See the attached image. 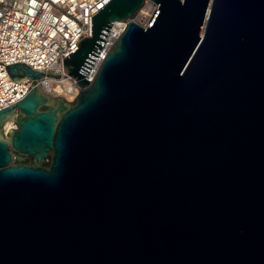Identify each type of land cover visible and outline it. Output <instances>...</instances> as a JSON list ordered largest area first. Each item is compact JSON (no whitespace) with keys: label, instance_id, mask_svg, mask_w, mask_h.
<instances>
[{"label":"water","instance_id":"95a60500","mask_svg":"<svg viewBox=\"0 0 264 264\" xmlns=\"http://www.w3.org/2000/svg\"><path fill=\"white\" fill-rule=\"evenodd\" d=\"M77 46L75 101L0 111V264H264V0H112Z\"/></svg>","mask_w":264,"mask_h":264},{"label":"built area","instance_id":"2783aa9c","mask_svg":"<svg viewBox=\"0 0 264 264\" xmlns=\"http://www.w3.org/2000/svg\"><path fill=\"white\" fill-rule=\"evenodd\" d=\"M111 1L0 0V111L24 99L35 86L43 89L47 83L48 78L37 83L32 79L15 82L9 68L18 64H25L34 71L60 75L58 79L50 78L54 85L52 92L59 87L63 91L65 82L70 81L74 86L70 91L71 99L60 97L75 101L82 88L77 79L67 74L64 59L79 49V41L92 37V17ZM121 25L125 26L122 28ZM126 27V23L113 24L105 45L85 77L87 81H95ZM51 91L44 90L49 95Z\"/></svg>","mask_w":264,"mask_h":264},{"label":"bare ground","instance_id":"6f19581e","mask_svg":"<svg viewBox=\"0 0 264 264\" xmlns=\"http://www.w3.org/2000/svg\"><path fill=\"white\" fill-rule=\"evenodd\" d=\"M155 10H156V7L154 6V4L151 2H148L146 7L142 10V12L136 18L135 22L137 24L143 26V27H146L149 24V22L151 21L153 15L155 13ZM121 26L123 28L125 25H121ZM48 79H50V78H48ZM48 79H47V83L45 84L43 89L47 90V91L48 90L51 91V90H53L54 85H53V81H51V79L50 80H48ZM60 88L61 87H59V89H56V91H55L58 94L51 91L50 95L53 97H56V96L60 97L61 95H63V97H65L67 99H71L73 94H70V91L72 89H74V86L72 85V83L70 81L65 82V84L63 85V88H64L63 91H61ZM67 101H69V100H67ZM15 127H16L15 124L12 123L11 121H9V122H7V124L5 126V131L9 132L11 129H14Z\"/></svg>","mask_w":264,"mask_h":264},{"label":"rangeland","instance_id":"374dc122","mask_svg":"<svg viewBox=\"0 0 264 264\" xmlns=\"http://www.w3.org/2000/svg\"><path fill=\"white\" fill-rule=\"evenodd\" d=\"M154 6H155V4H154ZM156 7V6H155ZM136 20V19H135Z\"/></svg>","mask_w":264,"mask_h":264}]
</instances>
